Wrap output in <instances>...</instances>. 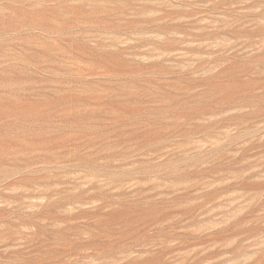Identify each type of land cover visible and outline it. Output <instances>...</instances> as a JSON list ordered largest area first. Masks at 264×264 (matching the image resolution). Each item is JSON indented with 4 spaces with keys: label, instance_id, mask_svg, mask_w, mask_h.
Masks as SVG:
<instances>
[{
    "label": "rangeland",
    "instance_id": "obj_1",
    "mask_svg": "<svg viewBox=\"0 0 264 264\" xmlns=\"http://www.w3.org/2000/svg\"><path fill=\"white\" fill-rule=\"evenodd\" d=\"M0 264H264V0H0Z\"/></svg>",
    "mask_w": 264,
    "mask_h": 264
}]
</instances>
